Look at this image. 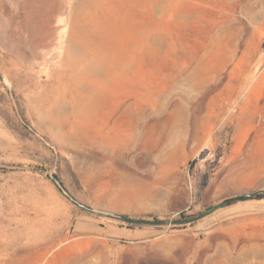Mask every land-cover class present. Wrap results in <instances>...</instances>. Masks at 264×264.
Returning <instances> with one entry per match:
<instances>
[{
	"label": "rangeland",
	"instance_id": "obj_1",
	"mask_svg": "<svg viewBox=\"0 0 264 264\" xmlns=\"http://www.w3.org/2000/svg\"><path fill=\"white\" fill-rule=\"evenodd\" d=\"M13 3L0 264H264V0H67L35 61Z\"/></svg>",
	"mask_w": 264,
	"mask_h": 264
},
{
	"label": "crops",
	"instance_id": "obj_2",
	"mask_svg": "<svg viewBox=\"0 0 264 264\" xmlns=\"http://www.w3.org/2000/svg\"><path fill=\"white\" fill-rule=\"evenodd\" d=\"M12 7V15L8 18L29 26L27 31L33 38L29 41L28 58L35 61L58 41L59 25L66 13L67 0H14Z\"/></svg>",
	"mask_w": 264,
	"mask_h": 264
}]
</instances>
